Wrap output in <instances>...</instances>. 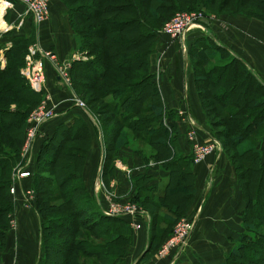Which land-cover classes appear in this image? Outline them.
<instances>
[{
  "label": "rangeland",
  "instance_id": "obj_1",
  "mask_svg": "<svg viewBox=\"0 0 264 264\" xmlns=\"http://www.w3.org/2000/svg\"><path fill=\"white\" fill-rule=\"evenodd\" d=\"M95 1L100 2V7L98 8L108 6L110 3L121 5L122 9H119V11L112 16H114L116 20H128V23H130L121 31L122 38L120 41L116 43L112 49L110 48V50H113L115 53V57L113 56L112 60L117 61V63L119 62V59L124 58L126 60L127 56L135 54L136 52L137 55L142 51L147 52L150 46L151 51L148 56H150V58L152 56V58H155L156 60L159 54V51L157 50L159 47V41L161 40L160 38L163 37L161 34H164L162 29L176 13L193 15L197 18L200 27L201 25L203 26L204 23L216 22L219 24L222 22L221 18L226 16H241L246 19L255 20L264 26V0H228L225 5H222L223 0H47V29H50V26L54 24L50 21L53 16V11H51L52 5L55 4L59 14L56 17L58 21L56 22L57 25L54 24L52 28H61L62 24H68L73 33L75 45L72 50L73 52L71 51L72 53H68L65 57L59 58V55L53 48L54 44L47 43V52L51 51L55 55L54 59L47 57V63L49 62L48 64L53 67L54 75L59 79V82L56 83V90L54 93L52 91V93L48 92L45 88L44 91L41 90L42 93L40 96L38 95L34 100L28 101V103L23 100L24 97L9 91L5 87L3 80L0 79V100L3 103L2 105H4L2 108H21L26 111L24 125L21 131H0V227L3 223L7 222V228L11 231L13 230L11 240L16 239V242L19 241V239L17 240L18 237L15 236L16 226L19 224L15 212V199L18 192L15 169L18 165H26L24 155L27 140L26 133L29 124H32V121L34 120V115L32 114L44 109V107L47 108V110L55 111L56 109L57 114L62 111L66 112V107L78 100L83 103L86 111H90V114L86 113L84 109L81 110V107L75 106L73 110L83 112V115L88 118L87 120L91 128L92 136L91 139H85V149L83 151L80 150V152L74 156L69 155L63 157L64 160L68 159L67 169L81 173L83 180H85L84 174L87 173V170H89L88 175L91 176L95 167H98V164L100 163V158H98V149L100 148V151H102L105 158L102 159V172H99L100 184L97 188V193L99 195H97L99 199L102 198L105 204L103 209H105L109 203L120 207L137 204L143 209H149L153 217L151 232L155 233V239L151 244L152 246L147 252H145L143 257L139 261L138 259H135L140 248H137L135 245L133 234L135 230L139 228L129 225L131 228V230L129 229L131 239H128L126 234H124V229H120L118 230L120 235L117 236L115 240H110L109 233H118L113 228H110L113 221L107 222L104 220H98L97 214L94 213L96 210L93 209L94 206L91 200L83 196H78L77 194H79V191H77L70 201L66 202L65 195L68 194L70 189L71 193V191L77 188V181H75V178H72L62 184L63 180H60L61 178L57 177L55 170L60 169L61 171L64 164L59 163L58 166L56 165V167H54V165L47 161V158H44L42 159L43 163L40 166L41 172L39 173L46 175L52 181L48 182L47 180H42L40 184H38V187H35L40 174L39 176L36 175V177L38 176V178H36V184H33L31 176H25L21 179V184H23V186H21L22 190L30 191L31 202L38 197V199H40L39 203L44 207L43 210L45 211L43 216L39 219V213L34 208L36 226L39 230V254L37 256H42L43 254L44 258L40 264H47V262L51 264H133L136 260L138 261L137 264H158L159 262L157 260L162 261L165 257L169 258V264H182V262L188 263L186 262L188 257H185L187 256V253L190 254L193 251L192 239L191 245L187 244L185 249H182V247L176 249V244L179 238L177 239L175 237L180 229L183 228L184 220H189V216L192 212L191 205L194 199V189L190 170L191 165L196 164V162H194L192 145L191 154L189 156L190 163L184 164V168H181L182 163L180 158L174 156V154L172 155L169 150L167 144L169 135H166L165 133L164 137H166V141L164 144L155 142L157 138L154 140V143H145L146 141L144 142V140L146 138L144 137V140L139 141V138L137 137L138 132L120 125L121 120L119 119V109L109 108V104L106 106L107 102H112L111 100L113 97L106 96L104 99H101L97 96L95 90L87 85L90 81L89 78H87L83 73V70L80 69V65L74 61H79L80 59L94 60L97 54L104 52L103 49L93 48L94 46L89 42L90 40H95L97 37V33H94L93 31L95 28L103 26V19L94 17L89 20H79L74 12L71 11V7L83 3L92 4V2ZM212 2H214V4ZM9 22L10 19L5 16L2 19L3 27H0V31L9 29ZM42 22L34 24L37 26ZM147 24H149V27L151 28H156V33L158 34H149L148 32L150 31V28H148ZM195 28L199 27L195 26ZM83 32L84 35H86L87 41L89 40V43L83 39L81 34ZM118 33L119 32H116L112 35H118ZM165 35L169 38V50H174L178 53V56L179 52L182 50L184 53L185 66L187 65V68L188 66L189 68H192L196 77H202L204 75L203 70L206 67H204V64L201 65L196 63L197 59L195 57H192L191 55L188 57L187 50L189 49L190 41L184 40V36H180L179 39H172L167 34ZM27 37L28 36H26V38ZM30 39L32 38L30 37ZM47 39L55 43L52 30L47 32ZM184 41L186 43H184ZM30 42L28 41L27 43L29 44ZM199 43L201 45L204 44V46L210 45L208 39L200 41ZM5 46L7 45H4L3 47L5 48ZM10 47L11 46H9V48ZM6 51L7 50L3 51L5 52L4 54H6ZM26 54L27 52L25 55ZM25 55L21 59L22 62L19 65V73L28 83V79L21 71V68L23 69L25 67ZM36 57H40V55L37 54ZM104 57H108L107 52L104 54ZM4 60L5 62L3 63L2 68L6 69L8 59L4 58ZM107 60L109 61L110 59ZM176 61L181 65L180 58L178 59V57H176ZM60 66H62L61 69ZM59 70L67 72V83L61 80ZM44 74V87L47 86V88H49L46 73L44 72ZM73 74L76 76L74 79ZM145 74L146 69L143 67L139 70L110 69V75L130 80L140 88L139 92L141 93H139L138 96L142 97L146 95L144 96L146 98H144L142 102L143 105L150 101H154L157 94L156 88L147 85L144 81L142 82ZM109 80L110 79L107 78L105 79V82H108ZM235 82L238 83L239 81L235 80ZM195 84L199 97L200 109L206 118L209 129L216 136L217 141L219 142V147L223 151L224 166L228 165L232 168L235 175L234 179L238 182V184H236L237 187H235L239 193L241 192L243 200L241 216L243 210H245L248 215H246L247 217L244 219V222L251 224L254 230L247 233L252 241L247 245L253 248L250 250L246 245L245 249L240 250V257H233L234 259L231 260L230 264H264V219L254 216L250 207L247 209L248 203L245 200L246 197L249 198L250 206L254 200H260L261 204H264V169L260 171L257 168V159H255L254 154L248 150L250 147H254L256 144L260 143L262 136L264 135V119L263 122H260L257 127L253 128L248 135H245L244 138L235 143L233 141V135L241 130L245 122L243 116L226 120V118L221 115L217 103L213 102L210 92L207 89L206 81H203L202 79L195 80ZM158 88L159 87H157V89ZM240 88L241 87L235 88V90ZM45 91L47 94H45ZM154 94L155 96H153ZM157 104L159 105L158 102ZM251 104V98H248L244 104V109L242 108V114L244 116L252 112L253 108ZM72 106L73 105H71V107ZM61 107H63L62 110ZM70 109L71 108H69L68 111ZM256 110V112L261 113L260 116L264 118V108L260 106L257 107ZM111 114L114 115L115 118ZM140 115L144 117L148 116L149 113L141 112ZM96 118L98 119L100 126L99 131L96 130L95 125L92 123L93 120L96 121ZM57 121L58 120L52 122L49 121L48 123L51 127L52 123ZM47 122L41 125L37 138L40 137L42 139L45 134L52 129L51 128L42 135L44 131L43 127L45 126L46 128ZM123 133L127 136V142L121 146H117V138ZM102 139H104V145ZM119 141L120 139H118V142ZM210 143L215 145L213 141ZM210 143L200 144L209 148L211 145ZM216 149L217 147L215 146L209 153L216 151ZM34 151L35 144L33 152ZM126 157L131 159L133 164L137 158L141 159L147 165L158 161L165 163L171 159L176 161V167L179 168L180 171L174 172L168 186L164 185L166 191L165 205L154 206L150 203H145L147 198L145 194H147V191L139 190V186L143 185V179H139L138 177L142 174L141 172H138V168H136V171L132 168L131 170L127 169L123 163V160ZM28 162L27 169L33 172L36 165L35 154H33L32 161L30 160ZM137 164H139L138 161ZM96 170L98 169L96 168ZM116 172L125 173L128 178L129 184L123 185L120 190H116L114 185L110 184V178ZM57 180L59 183L56 182ZM161 186L163 185L161 184ZM164 188L162 189L163 191ZM90 189L92 190V187ZM170 190H172V193L168 195ZM8 193L11 201L9 200ZM156 193L159 194L160 190H156ZM167 207L175 208L176 212H170ZM261 207L264 209V206ZM169 215L171 218H167ZM125 216H131L134 218L132 215ZM127 219L128 218H124L123 220ZM95 220L102 222L96 223ZM138 222L139 221L137 220V223ZM240 224L242 229L240 228L238 231L234 232L236 234L233 235V237H230L229 245H227L226 248L234 243V240L237 237L236 235L239 232H246V229L244 230L243 228L242 220ZM21 229L22 228H20V230ZM40 233L42 237L40 236ZM40 238H42L41 241ZM6 240L7 237L4 239L3 237H0V252L7 245ZM78 243H82L84 248L94 252L95 255L86 254L84 248L81 249L75 247ZM82 244L79 245L82 246ZM221 249L223 250L225 247ZM257 252L258 255H260L259 261ZM179 253H181V255L176 257ZM253 253L255 254V260L253 259ZM0 260H2L3 264L16 263L15 256L7 262H5L2 256L0 257Z\"/></svg>",
  "mask_w": 264,
  "mask_h": 264
},
{
  "label": "crops",
  "instance_id": "obj_2",
  "mask_svg": "<svg viewBox=\"0 0 264 264\" xmlns=\"http://www.w3.org/2000/svg\"><path fill=\"white\" fill-rule=\"evenodd\" d=\"M51 11H53V16L50 22L57 25L56 22L58 21L56 17L59 13L55 4L52 5ZM5 16L10 19L8 23V26H10L9 29L0 31V56H4L5 59L6 54L3 52V46L9 43L11 46L13 37L29 36L32 32L34 37L33 43L38 45L42 50H47V43H51L54 44L53 48L59 55V58L65 57L68 53L73 52L75 40L68 24H62L61 28L56 27L55 29L52 28L53 24L50 26V29H47L46 19L36 26L30 18L26 17L24 14V6L20 2H16L7 11ZM221 19L222 22L219 24L216 22L204 23L201 27L197 26L199 28H191L184 35V40L190 41L189 43L191 44L198 38L210 36L217 44L225 47L231 54L242 60L255 77L264 84V26L255 20L246 19L241 16H226ZM19 20H22L21 25L17 24ZM0 27H3L1 18ZM49 30H52L55 43L47 39V32ZM161 36L163 37L160 38L161 40L159 41V47L157 49L159 54L156 60L152 56L150 58V72L153 74V81L159 87L160 106L164 111L170 112L168 116H164L162 119V122L168 129L169 139L167 144L170 152L177 157H189L193 141L199 143L215 141L217 144L216 151L207 154L200 162L191 165L190 171L192 173L194 189L191 213L194 215V225L182 249H185L187 244L191 245L192 239L193 253L186 254L187 256L185 258L188 257L186 262L189 264L216 263L223 260L224 255L229 250L228 248H230H226L229 245L230 237H233L236 234L234 232L241 228L240 222L242 220L241 211L243 208V200L241 192L239 193L236 188L238 182L234 179V172L230 166H224L223 151L220 149L217 139L212 136L206 118L200 109L195 84V72L189 66L188 68L186 67L187 65L185 66L183 51L181 50L178 56L177 52L171 49L169 50V38L165 34H161ZM184 43L186 42L184 41ZM198 46L201 51L204 44ZM176 57L178 59L180 58L181 65L176 61ZM203 57L204 54L200 53L199 58L204 61V67H207L210 60L207 58L205 60ZM44 62V70L50 90L47 86L45 88L48 92L52 91L54 93L56 83L59 82V79L54 75L53 67L48 64L49 62L47 63V58H44ZM0 67L2 68L3 66ZM71 105L69 104L66 107V112H60L49 121H60L68 117V112L71 110L68 111V109L71 108ZM62 109L63 107H61ZM48 122L46 128L45 126L43 127L44 131L42 135L51 128L53 129L57 123L53 122L50 127ZM191 133L193 135L192 139L189 138V134ZM156 138L154 137L153 139L155 140ZM170 139H172V144L169 142ZM142 140L144 139L139 138V141ZM40 141V137L35 141V152L39 147ZM144 142L150 143L152 141L146 138ZM255 146L260 150L261 162H264V135L260 143ZM98 158H100V163L98 167H95L93 174L89 176V170L84 174L85 183L90 188L94 187L96 193L98 189H95V187L98 188L100 184L99 171L101 170L103 159L100 148L98 149ZM137 161L139 164H137ZM123 163L129 170L132 168L136 171V168H138V172L146 174L149 180L146 181L145 185L155 183L160 191L170 181V172L162 166L163 163L160 161L147 165L141 159L137 158L133 164L132 160L126 157ZM181 163V168H184V164L190 162L181 160ZM96 168L100 170L98 171ZM175 171H177L176 166L171 173L174 174ZM110 181V184L114 185L116 190H120L123 185L129 184L127 176L122 172L113 174ZM21 186L23 184H18V192L15 199V212L19 223L16 226L15 236L18 237L17 240L19 239V241L16 242V239L11 240L13 230L8 229L7 245L0 252V257L2 256L5 262H7L15 256V264H36L39 258L37 256L39 254V230L36 226L33 202L26 203ZM98 201L103 208L105 204L102 198L99 199L98 197ZM124 217L128 218L126 222L130 226L137 223V220L141 225L133 234L135 245L137 248H140L135 259H139L138 257H140L147 246L149 213L145 210L141 218H132L131 216L125 215ZM20 228L22 229L20 230ZM239 234L240 232L236 236ZM223 247L225 249L222 250L221 248ZM179 255L181 253L176 255V257H179ZM157 261L159 262L158 264H169V258L166 257L162 261ZM188 263L182 262V264ZM0 264H3L2 260H0Z\"/></svg>",
  "mask_w": 264,
  "mask_h": 264
},
{
  "label": "trees",
  "instance_id": "obj_3",
  "mask_svg": "<svg viewBox=\"0 0 264 264\" xmlns=\"http://www.w3.org/2000/svg\"><path fill=\"white\" fill-rule=\"evenodd\" d=\"M113 1V0H111ZM228 0H223V4L225 5ZM214 4V2H212ZM97 5V6H96ZM211 5V4H210ZM212 6V5H211ZM100 7V2L95 1L92 2V4H80L75 7H71V11L74 12V14L78 17V19H92L94 17L102 18L103 26L97 27L94 29V33H97V37L95 40H88L94 47L93 48H99L103 49L104 52H101L100 54H97L95 56L94 60H82L74 61L78 65H80V69L83 70V73L87 78H89V82L87 85L91 87L93 90H95L97 96L101 99H104L106 96H112L113 99L112 102H107L106 106L109 104V108L113 109H119V119L121 120L120 125L125 126L129 128L132 131L138 132V138H147L148 140L152 141L154 143V137H157L155 142L159 144L165 143L164 135H168V129L162 122V119L164 116H168L170 112L164 111L163 108L160 106L159 102V91L157 89V84L153 81V74L149 71V64H150V56L149 52L151 51V46L149 47L147 52H139L137 55V52L135 54L129 55L126 57V60L124 58L119 59L118 63L117 61H113V56L115 57V53L113 50L111 51L110 48L114 47L116 43L120 41L121 37V31L127 27L129 21L128 20H116L114 18L116 12L119 11V9H122L121 5H115L113 3H110L108 6H104L102 8ZM82 12V13H81ZM84 13V14H83ZM131 21V20H130ZM149 30V34H158L156 33V28L149 27L150 25L147 24ZM81 32V30H80ZM116 32H119L118 35H112ZM79 33V32H78ZM83 36V39L87 41L86 35H84V32L81 33ZM87 34V33H86ZM112 35V36H110ZM30 37L32 39H30ZM209 40L210 45H205L203 48H201V51L199 49V42ZM33 41V32L30 36L26 38V36H16L12 38V45L9 49L6 51V59L7 65L6 69L0 67V79L3 80V83L5 87L12 91L15 94H19V96L24 97V101L28 102L30 100H34L38 95L40 96L42 91H35L33 90L29 84L27 83L26 79L19 73V65L22 62V58L24 57L25 53L27 52V47L32 44L33 42H30L29 44L27 42ZM87 41V42H88ZM88 42V43H89ZM205 43V42H204ZM85 44V42H84ZM188 51V57L190 55L192 57H195L196 63L203 64V60L199 58V54H204L203 59L207 58L209 59L210 63L208 66L203 70L204 75L202 77L195 76V80L202 79L203 81H206V86L208 91L210 92L211 98L213 102L217 103L218 109L221 113V115L226 118V120H230L236 117L243 116V119H245L244 124L238 133L233 135V141L236 143L238 140H241L244 138L245 135H248L250 131L253 130V128L257 127L260 122L263 121V117H261V113L256 112L257 107H263L264 108V84L261 83L255 75L251 72V70L245 65V63L237 58L235 55L231 54L225 47L217 44L210 36L199 38L195 40L193 43L189 45ZM200 51V53H199ZM107 52L108 57H104V54ZM110 59L109 61L107 59ZM206 60V59H205ZM75 64V65H77ZM120 64V65H118ZM129 66V68H128ZM146 69V74L143 76L142 82L144 81L147 83V85L156 88L157 94L155 96L154 101H150L149 103L143 105V99L146 98L144 96L139 97L140 88L135 85L130 80H127L125 78L112 76L110 75V69L111 70H135V69ZM77 75V74H76ZM76 76L73 74V79ZM110 79L108 82H105V79ZM235 80L239 81L238 83L235 82ZM86 85V86H87ZM241 87L238 90H235V88ZM152 94V93H151ZM31 98V99H30ZM248 98H251L252 101V112L248 115L244 116L243 110L244 104L247 101ZM261 98V99H260ZM159 103V105L157 104ZM29 103V102H28ZM2 101L0 100V131L5 132H11V131H21L23 129L24 125V116L26 111L18 108V109H7L2 108L4 105H2ZM71 110L68 112V117H65L64 119L58 121L55 126L53 127L52 131L47 133L40 141L39 147L36 150L35 154V170L29 171L31 174V178L33 180V184H36V178L39 176V172H41V165H42V159L47 158V161H49L54 167L58 164L63 163V168L59 170H55V173L57 174V177L61 178L60 180H63L62 184L70 180L72 178H75V181H77V188L73 191L70 190L68 194L65 195L66 202L70 201L72 197L79 191L78 196H83L85 198H89L93 204V209L95 214H97L98 220H104V221H113L111 229L113 228L115 231L118 232L120 229H124L126 236L128 239H131L130 235V226L126 222V220H123L124 216L119 215H107L103 212V208L101 207L97 193L94 191V188L92 187V190L90 187L85 183V180H83V176L81 173L68 170L67 169V160H64L63 157L66 156H74L75 154H78L80 150H84V141L85 139H91V128L89 126L88 118L83 115V112L78 110H73L76 106L74 103H72ZM78 107V106H76ZM123 109V110H122ZM82 110V109H81ZM141 112L149 113L148 116L142 117L140 115ZM256 112V113H255ZM87 113L90 114V111ZM6 115V116H5ZM92 115V114H91ZM112 115V114H111ZM93 116V115H92ZM114 118L115 116L112 115ZM94 117V116H93ZM95 118V117H94ZM96 130H100L98 119L96 118V121L93 120L92 122ZM121 136V137H120ZM212 136L216 138V136L212 133ZM127 136H125V133L120 134L117 138V146H121L127 142ZM118 139L120 141L118 142ZM217 139V138H216ZM103 145H104V139H102ZM169 142L172 144V139L169 140ZM104 147V146H103ZM254 154L255 159H257L256 164L257 168L261 171L264 169V162H261L260 158V150L254 146L250 147L248 149ZM8 158V157H7ZM73 158V157H72ZM103 158L104 155H103ZM180 160L189 161V157H179ZM1 159V157H0ZM10 159V158H8ZM70 160V159H69ZM66 161V162H65ZM1 162V161H0ZM6 162V161H5ZM9 163V162H8ZM162 166L169 170L170 172V179L172 178L173 173L172 170L176 166V161L174 159L169 160L168 162H165L162 164ZM55 169V168H54ZM103 165L101 167L102 172ZM58 171V173H57ZM177 171H180L179 168H177ZM54 173V170H53ZM36 175H38L36 177ZM190 175H192L190 171ZM46 175L40 174L39 178L37 179V184L35 187H38V184L42 180H47L48 182L52 181L48 177L46 178ZM139 179H143L142 186H139L140 191H147L146 202L147 204H152L154 206H161L165 205V197H166V191L164 188V191L161 190L160 193H156V190H158L157 185L155 183L145 185L146 181H148V177L146 174H142L138 177ZM58 182V180L56 181ZM59 183V182H58ZM170 181H168L165 186H168ZM264 187V184H263ZM172 193V190L168 192V195ZM152 194V195H151ZM264 194V190H263ZM9 200L10 195L8 193ZM246 202L248 203L247 209L250 207V210L254 216L261 217L264 219V209L261 206H264V204L260 202V200H254L252 202V205L250 206L249 198L246 197ZM264 201V200H263ZM33 202L34 208L39 213V219L43 216L45 211L43 210L44 207L39 203L40 199L35 198ZM144 207V206H143ZM170 212H176V209L167 207ZM145 209V208H144ZM149 213V222H148V238H147V246L146 251L152 246L151 244L154 242V235L155 233L151 232L152 228V221L153 217L151 214V211L149 212L147 209H145ZM246 212L243 210L242 212V225L244 230L246 229V232H241L234 240V243L230 246L228 252L224 255L223 260L218 261L216 263L211 264H230L231 260L235 258L240 257V250L245 249L246 245L250 242V236L247 235L250 231L253 230V226L251 224H247L244 222L246 219ZM140 218V217H138ZM167 218H171V216H167ZM66 219V218H65ZM189 219L193 220L194 215L192 213L189 216ZM95 220L96 223H101L102 221ZM250 220V219H249ZM5 222V221H4ZM108 225V224H107ZM109 227V226H107ZM130 229V230H129ZM7 222L3 223L0 227V237H7ZM41 232V229H40ZM132 232V231H131ZM120 235V232L116 233H109V239L115 240L117 236ZM41 236V233H40ZM42 237V236H41ZM42 238H40V241ZM42 243V242H41ZM82 243H78L75 247L83 249L82 246L79 245ZM248 248L251 250L253 247L247 245ZM119 247V246H118ZM84 251L86 254H94V252H91L90 250L84 248ZM83 252V251H82ZM143 253V255L145 254ZM253 252V251H252ZM84 253V252H83ZM101 253V252H100ZM143 255L138 259V261L143 257ZM253 259L255 260V254L253 253ZM258 255V252H257ZM92 256V255H91ZM260 255H258V261L260 260ZM43 258L42 256H39L38 261L36 264H40ZM138 261L135 262V264L138 263ZM46 264V263H45ZM47 264H51L47 262Z\"/></svg>",
  "mask_w": 264,
  "mask_h": 264
},
{
  "label": "built area",
  "instance_id": "obj_4",
  "mask_svg": "<svg viewBox=\"0 0 264 264\" xmlns=\"http://www.w3.org/2000/svg\"><path fill=\"white\" fill-rule=\"evenodd\" d=\"M16 2H20L24 6V14L26 17L30 18L32 22L35 24L42 22L47 17V0H0V18L3 19L13 5H15ZM18 25L22 24V20H19L17 23ZM195 26H200L197 22V18L193 15H189L186 13H176L163 27L162 32L164 34H167L172 39H179V37L184 36L187 31H189L191 28ZM4 50L9 49L10 43L6 44ZM37 54H40V57H36ZM51 58L54 59L55 55L53 52L47 50H42L38 45L35 43L30 44L27 47V54L25 55V67L21 71L24 73V76L28 79L29 86L39 92L41 90H45L44 87V58ZM4 56H0V66H3V63L5 62ZM62 66H60V69ZM59 76L63 82H68V76L66 71H60L59 70ZM46 92V91H45ZM47 94V92L45 93ZM74 104L78 107H81V109H84V111L87 113L86 109L84 108V105L80 101H75ZM34 115V120L32 121V124H29V127L27 128L26 133V150H25V162L26 165L23 166L21 164L18 165L15 169V175L17 177L16 183L21 184L22 177L30 176L29 170L27 169L29 162L33 159V148L35 141L37 139V135L39 133V129L42 124H44L46 121L54 118L57 115L56 109L54 110H47V108L44 107V109L40 111H36V113L32 114ZM189 138L192 139L193 135L192 133L189 134ZM213 143H210L211 145L208 147L203 146L199 142L193 141L192 145V151L194 155V162H198L202 160L207 153L212 151L214 147H217V144L215 141ZM95 189H97L95 187ZM24 198L26 200V203L31 202L30 197V191L29 190H22ZM108 207V208H107ZM105 209H103V212L107 215H132L135 218H138L144 215L145 210L138 206L137 204L129 205L127 207H120L116 206L114 204L109 203ZM184 226L180 229L179 233L175 238H179L176 249L183 247L187 239L191 233V230L194 225V220L191 219H185L184 220ZM134 227L140 228V223H134Z\"/></svg>",
  "mask_w": 264,
  "mask_h": 264
},
{
  "label": "water",
  "instance_id": "obj_5",
  "mask_svg": "<svg viewBox=\"0 0 264 264\" xmlns=\"http://www.w3.org/2000/svg\"><path fill=\"white\" fill-rule=\"evenodd\" d=\"M146 251V248H145V250L141 253V255H140V257L143 255V253ZM140 257H138V258H140ZM137 261V260H136Z\"/></svg>",
  "mask_w": 264,
  "mask_h": 264
}]
</instances>
